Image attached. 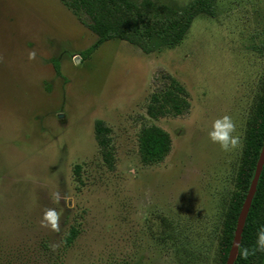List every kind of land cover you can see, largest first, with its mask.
<instances>
[{"label": "rangeland", "instance_id": "1", "mask_svg": "<svg viewBox=\"0 0 264 264\" xmlns=\"http://www.w3.org/2000/svg\"><path fill=\"white\" fill-rule=\"evenodd\" d=\"M97 40L61 0H0V264H223L264 95V0H218L215 16H199L181 44L159 53L116 39L85 58ZM172 80L188 108L151 116L153 95ZM225 114L240 137L228 152L207 135ZM97 120L110 128L111 162ZM154 124L171 149L145 164L139 136Z\"/></svg>", "mask_w": 264, "mask_h": 264}, {"label": "trees", "instance_id": "2", "mask_svg": "<svg viewBox=\"0 0 264 264\" xmlns=\"http://www.w3.org/2000/svg\"><path fill=\"white\" fill-rule=\"evenodd\" d=\"M87 27L96 33L97 44L83 55L88 58L101 44L110 40H125L138 46L147 54L161 52L181 44L190 32L194 21L201 15L215 16L218 0H190L177 6L154 0H61ZM256 50L264 55V40ZM58 75H62L60 63L54 61ZM185 90L172 80L160 94H154L149 113L153 117L168 112L180 114L188 108ZM110 128L103 120L95 123V138L105 150L111 162L109 149ZM139 150L143 163L154 164L164 160L171 149L170 134L158 125L144 126L139 136ZM264 146V95L259 99L249 130L241 167L238 173V190L234 193L225 223V234L221 244L223 264H226L232 247L237 221L255 176L257 162ZM264 225V164L258 178L250 209L242 233L239 251L234 264H264V251L255 248L256 232ZM76 235L72 229L67 237L71 243ZM249 248L250 254L242 258L241 250Z\"/></svg>", "mask_w": 264, "mask_h": 264}, {"label": "clouds", "instance_id": "3", "mask_svg": "<svg viewBox=\"0 0 264 264\" xmlns=\"http://www.w3.org/2000/svg\"><path fill=\"white\" fill-rule=\"evenodd\" d=\"M35 53H29V59L34 58ZM208 138L219 144L220 148L225 151L236 149L240 144V137L236 134V124L231 116L225 114L218 117L212 122L211 129L207 133ZM44 220H46L53 229L57 228L58 213L54 209H48L44 212ZM251 251H264V225L257 228L255 248ZM250 249L245 247L241 250L242 258H247Z\"/></svg>", "mask_w": 264, "mask_h": 264}, {"label": "water", "instance_id": "4", "mask_svg": "<svg viewBox=\"0 0 264 264\" xmlns=\"http://www.w3.org/2000/svg\"><path fill=\"white\" fill-rule=\"evenodd\" d=\"M263 164H264V146H263L260 158L257 162V168H256L254 179L252 181L251 187L249 189V192H248L247 197L245 199V202L242 206V209H241L238 221H237V226H236V230H235V234H234V238H233L232 247H231V250L229 252V256H228L226 264H234V261L237 258L238 251H239V245L241 243L242 233L244 230L246 218H247V215H248V212L250 209V205H251L254 193L256 191L258 178H259V175L261 173Z\"/></svg>", "mask_w": 264, "mask_h": 264}]
</instances>
